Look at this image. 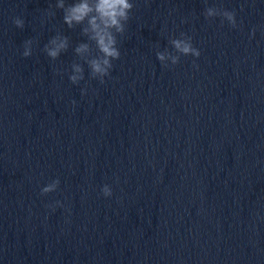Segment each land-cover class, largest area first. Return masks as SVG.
<instances>
[{
    "label": "clouds",
    "instance_id": "1",
    "mask_svg": "<svg viewBox=\"0 0 264 264\" xmlns=\"http://www.w3.org/2000/svg\"><path fill=\"white\" fill-rule=\"evenodd\" d=\"M134 6L131 0H77V2L68 6H65L64 0H59L57 3L56 7L63 9V21L69 28H73L75 25H82L87 21V26L82 28V33L95 43L99 55L88 58L84 56L85 53L91 50L88 43H80L75 48V53L87 63L91 78L99 79L103 83L104 78L110 75V70L113 67L112 61L120 57L116 36L124 33L125 25ZM204 16L209 20L221 17L222 23L227 21L231 27L237 26L234 11L217 7H206ZM14 24L18 28L24 27V21L20 18L14 19ZM169 43L175 54L167 49L156 53L157 59L165 68L178 64L181 56L190 55L194 58H199L201 55L200 50L193 45L192 37L185 33H181L180 38H171ZM32 44L33 41L31 39L24 42V51L22 53L24 57L31 55ZM68 46L67 37L56 35L45 45L44 51L48 57L55 60L61 52L67 50ZM71 67L72 74L69 79L73 84H78L84 79V68L79 63H73ZM83 94L84 90H82ZM59 184V179L52 180L41 189V195L54 192L59 187ZM101 192L104 197L112 195V189L107 184L102 187ZM56 205L62 206L59 201L56 202Z\"/></svg>",
    "mask_w": 264,
    "mask_h": 264
}]
</instances>
